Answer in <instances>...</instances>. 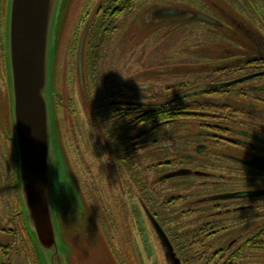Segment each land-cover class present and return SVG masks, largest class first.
<instances>
[{
	"label": "flooded vegetation",
	"instance_id": "1",
	"mask_svg": "<svg viewBox=\"0 0 264 264\" xmlns=\"http://www.w3.org/2000/svg\"><path fill=\"white\" fill-rule=\"evenodd\" d=\"M136 1L130 7L128 0H103L84 17L78 85L83 113L87 119L91 103L92 120L91 127L79 128L87 175L80 186L84 203L103 231L111 225L110 230L115 222L98 205L106 195L102 189H126L128 200L139 189L135 197L159 240L156 226L170 241L184 235L204 244L227 242L225 255L238 245L244 261L263 257L264 0H257L254 22L239 14L236 0L225 6L217 0ZM123 4L129 9L119 13ZM148 5L147 29L161 26L140 42L123 43L121 54L127 56L106 69L104 57L124 21L135 22ZM192 5L219 25H193L197 21H188L187 13L174 18L158 13L196 10ZM88 156L99 161L94 177H115L113 187L92 181L87 189ZM227 194L238 195L212 200ZM185 196L192 198L188 208L171 205ZM184 212L196 217L187 228L180 221Z\"/></svg>",
	"mask_w": 264,
	"mask_h": 264
},
{
	"label": "rangeland",
	"instance_id": "2",
	"mask_svg": "<svg viewBox=\"0 0 264 264\" xmlns=\"http://www.w3.org/2000/svg\"><path fill=\"white\" fill-rule=\"evenodd\" d=\"M9 1L0 0V241L3 242L1 245L4 249L0 248V264L5 263L6 260V264H9L8 259L11 258L14 259V264H46L45 253L38 249L39 247L37 248L39 253L36 251V246L28 235L15 187L17 160L14 143L11 140L14 136V123L7 53ZM102 1L58 0L53 23L49 55L50 82L55 95L54 112L60 139L58 141L56 139L55 145L57 156L54 189L57 217L62 232L58 245L70 252L68 264H172L166 257V249L161 240L157 238L155 231L152 230L153 227L145 219L141 203L135 197L139 189L132 191L133 196L130 200L127 198L129 191L126 189H102L106 195L103 197L104 200L99 196L100 211L101 208L106 207L112 217L111 221L115 222L110 230L108 229L111 225L106 226L105 231L99 226L94 214L82 198L81 189L83 188L80 189V186L83 187L87 175L83 167L85 146L80 143L79 128L82 123L86 127H91L92 120L90 119L91 103L87 106V119L82 110L83 96L81 98L78 85L77 56L83 29H85L84 17L93 14ZM178 1H185L183 3L186 5H191L189 2H193L191 0ZM217 1L223 5L226 2V0ZM237 2L240 3V6L236 7L239 14L254 22L258 10L257 0H236ZM144 3L162 2L157 0ZM148 7L149 5L144 7L143 12H139L140 15L135 22L131 23L130 19L124 21L123 27L118 32L119 35L113 39L104 57L103 65L106 69L114 64L113 59L118 61L127 56L121 54L126 53L123 43L140 42L150 32L161 26V23H158L155 28L147 29L143 15L146 14ZM194 7L197 11L202 9L198 5H192L191 9ZM251 10L252 16L250 17ZM188 31L186 30L185 33L187 41ZM98 162L97 158L92 156L86 159V164L91 165L92 172L87 189H90L92 181H97L104 187L114 186L115 177L105 180L104 173L94 177L96 171H100V168L96 169ZM152 200L154 201L155 197ZM162 201L163 199L160 198L159 203ZM174 201V204L180 203L179 210L188 208L192 198L185 196L183 200ZM131 209H133V215L130 213ZM190 213H182L181 218H183L180 220L182 228H187L194 222L196 217L189 216ZM99 218L105 220L100 212ZM192 243L172 242L178 257L184 264H223L227 260L224 254H220L209 261L212 255L220 251L222 253L226 249L224 246L228 244L227 242L212 241L205 244L203 242L194 247ZM9 245L12 251L9 252L8 257L5 250ZM243 260L244 258L242 262L238 260L236 264L243 263ZM244 264H264V256L257 259L248 258Z\"/></svg>",
	"mask_w": 264,
	"mask_h": 264
},
{
	"label": "water",
	"instance_id": "3",
	"mask_svg": "<svg viewBox=\"0 0 264 264\" xmlns=\"http://www.w3.org/2000/svg\"><path fill=\"white\" fill-rule=\"evenodd\" d=\"M57 2L10 0L7 22L8 74L14 123L11 140L17 160V187L23 202L27 232L36 251L39 247L45 253L46 264H68L70 254L58 245L62 232L54 198L55 145L59 137L49 54ZM158 13L166 18L187 13L190 15L188 21L219 25L216 19L197 10L183 12L179 8H163ZM85 36L86 33L80 42V60ZM237 195H221L212 200L235 198ZM156 229L167 259L172 264H182L164 231L158 226Z\"/></svg>",
	"mask_w": 264,
	"mask_h": 264
},
{
	"label": "trees",
	"instance_id": "4",
	"mask_svg": "<svg viewBox=\"0 0 264 264\" xmlns=\"http://www.w3.org/2000/svg\"><path fill=\"white\" fill-rule=\"evenodd\" d=\"M137 1L136 0H128V2H125V4H130L129 6L130 7H132L135 3H136ZM129 9V7H125L124 6V4L122 5V7L118 10L119 11V13L122 11V10H128ZM202 22H199V21H197V22H194L193 24L194 25H196V24H201ZM203 24V23H202ZM16 176H17V181L15 182V187H16V189H17V192H18V197H19V202H20V206H21V214H22V216H23V222H24V224H25V219H24V210H23V202H22V198H21V194H20V190L18 189V187H17V183H18V168H17V166H16ZM178 200H183V198H180V199H178ZM174 200L173 201H171V205L172 204H174ZM26 225V224H25ZM27 229V228H26ZM183 234H189V235H191V231H186V230H184L183 232H182ZM28 235H29V233H28ZM30 237V236H29ZM31 239V238H30ZM1 240V239H0ZM177 241H181V242H193L192 244H194L193 245V247L194 246H197V245H199L200 243L202 244L203 242H199V241H194L193 239H192V237L191 236H184V235H182V237H181V240H177ZM1 242V241H0ZM171 242V244H172V242L173 241H170ZM174 242H176V240L174 241ZM1 244H3V242H1L0 243V247L3 249V245H1ZM11 245H9V246H7V249L5 250V253L6 254H8V257L10 256V251H12V249H11V247H10ZM172 246L174 247V245L172 244ZM4 250V249H3ZM174 250H175V247H174ZM224 251H222V253H223ZM175 253H176V251H175ZM221 254V251L220 252H218V253H215L214 255H212V257H210L209 258V261L212 259L213 260V258L215 259V258H217L218 257V255H220ZM176 255H177V253H176ZM206 255H208V254H206ZM178 256V255H177ZM209 256V255H208ZM224 256H226L227 257V260L223 263V264H236V262L239 260V262H240V260H241V262H242V259L243 258H241V256H240V248L238 247V246H236L235 248H231V254L230 255H225V253H224ZM179 258V257H178ZM180 259V261H181V263L182 264H184L183 263V261H182V259L181 258H179ZM208 261V262H209ZM6 262H7V260H6ZM6 262L5 263H3V264H6ZM207 262V263H208ZM8 263L9 264H14V259L12 260V258L11 259H8ZM240 264H244V260H243V263H240Z\"/></svg>",
	"mask_w": 264,
	"mask_h": 264
}]
</instances>
